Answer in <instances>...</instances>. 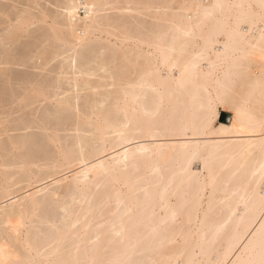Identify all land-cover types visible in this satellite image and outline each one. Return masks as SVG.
I'll return each instance as SVG.
<instances>
[{
    "label": "bare ground",
    "instance_id": "obj_1",
    "mask_svg": "<svg viewBox=\"0 0 264 264\" xmlns=\"http://www.w3.org/2000/svg\"><path fill=\"white\" fill-rule=\"evenodd\" d=\"M0 110V264L264 259V0H0Z\"/></svg>",
    "mask_w": 264,
    "mask_h": 264
},
{
    "label": "rangeland",
    "instance_id": "obj_2",
    "mask_svg": "<svg viewBox=\"0 0 264 264\" xmlns=\"http://www.w3.org/2000/svg\"><path fill=\"white\" fill-rule=\"evenodd\" d=\"M35 106H36V105H35ZM35 106H34V109L38 107V106H36V107H35ZM14 107L16 108V110H17V109H18V110L20 109V108H18V106H16V105L13 106V108H14ZM8 108L10 109V108H12V106H11V107L9 106ZM15 108H14V109H15ZM29 108H30V107H29ZM29 108H27L26 111H28ZM40 109H41V108H40ZM7 110H8V109H7ZM2 111H3V110H0V114H1ZM11 111H12V110H11ZM11 111H10V110H8L7 112H4V111H3V113L1 114L2 119H3V118H6L7 116H9V114H10ZM30 111L32 112V111H33V108H32V110H29L28 112L30 113ZM40 112H42V111H37V112H36L37 115H41ZM8 113H9V114H8ZM17 113H18V114H14L11 118H14V117L17 118V117L21 116V114H22L21 111H20V112L18 111ZM19 113H20V114H19ZM29 113H28V114H29ZM39 113H40V114H39ZM4 114H6V116H5ZM34 114H35V112H34ZM34 114H33V115H34ZM22 115H23V114H22ZM37 115L35 114L34 117L36 118ZM220 116H225V117L228 118V119H231V118H232V114H231L230 112H227V111L221 113ZM37 117H38V116H37ZM0 119H1V118H0ZM2 121H4V119H3ZM0 128H1V127H0Z\"/></svg>",
    "mask_w": 264,
    "mask_h": 264
},
{
    "label": "snow or ice",
    "instance_id": "obj_3",
    "mask_svg": "<svg viewBox=\"0 0 264 264\" xmlns=\"http://www.w3.org/2000/svg\"><path fill=\"white\" fill-rule=\"evenodd\" d=\"M84 7L87 8L86 5H85ZM210 119H212V120L215 119V112H214V111H213V113L211 114V118H210ZM260 264H264V259H262V260L260 261Z\"/></svg>",
    "mask_w": 264,
    "mask_h": 264
}]
</instances>
